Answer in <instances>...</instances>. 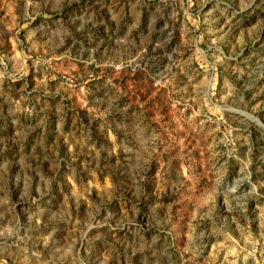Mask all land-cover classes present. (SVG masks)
Masks as SVG:
<instances>
[{
	"label": "rangeland",
	"instance_id": "rangeland-1",
	"mask_svg": "<svg viewBox=\"0 0 264 264\" xmlns=\"http://www.w3.org/2000/svg\"><path fill=\"white\" fill-rule=\"evenodd\" d=\"M0 264H264V0H0Z\"/></svg>",
	"mask_w": 264,
	"mask_h": 264
}]
</instances>
